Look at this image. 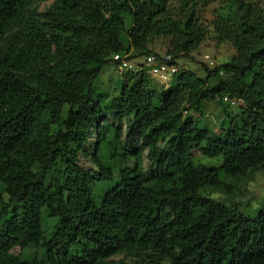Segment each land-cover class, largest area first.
<instances>
[{
	"label": "trees",
	"instance_id": "1",
	"mask_svg": "<svg viewBox=\"0 0 264 264\" xmlns=\"http://www.w3.org/2000/svg\"><path fill=\"white\" fill-rule=\"evenodd\" d=\"M43 1L0 0V264H264V211L203 194L264 167V9L230 0L234 18H214L235 54L204 77L179 70L158 85L140 64L104 102L94 82L114 54L163 59L148 48L163 36L176 64L209 25L186 1L179 13L169 0H51L40 11ZM202 101L223 107L219 131L183 115ZM110 114L132 118L126 139L140 147L121 145ZM91 137L96 173L77 164ZM215 157L218 169L198 162Z\"/></svg>",
	"mask_w": 264,
	"mask_h": 264
},
{
	"label": "rangeland",
	"instance_id": "2",
	"mask_svg": "<svg viewBox=\"0 0 264 264\" xmlns=\"http://www.w3.org/2000/svg\"><path fill=\"white\" fill-rule=\"evenodd\" d=\"M185 1L189 6H194L201 21L209 25V32L203 42L190 54L189 57L177 59L176 64L179 70L192 72L196 77L202 78L204 77L203 66H208V62L204 61L203 55L208 54L214 64L219 65L228 61L235 54V48L230 42L218 41V39H216V35L210 27V24L214 18L218 16L234 18L236 9L230 0H216L206 5L202 0H169L168 8H172L173 12H177L178 9L184 8L183 3ZM248 1L257 3L264 9V0ZM50 3L51 0L39 2L38 9L43 11L50 5ZM183 11L184 10H182V12ZM168 43V37H155L150 40L148 48L158 56L165 58ZM132 54L134 53L132 52L130 55ZM129 60L131 61V64H133V67L135 65L138 69L139 65L142 64L143 58L142 56H137ZM135 67L131 70H122L112 64L104 66L99 77L94 82L96 97L103 99L104 102L116 97L119 94V78L123 75L134 73L136 71ZM151 78L154 84H162L155 78ZM168 84L169 82L163 83V85ZM239 106L240 102H235L234 104L229 103L227 109L232 113H236ZM183 115L191 116L193 119L198 120L200 123L216 132L225 124L224 109L218 102L202 101L197 108L193 105H187V111L186 113L184 112ZM130 118L116 120L114 116L110 114L106 115L105 121L110 122V124L118 128L120 131L121 145L124 146L126 150L132 151L134 145L136 147L141 146V139L139 136L133 137V145L131 144V141L126 139L128 126L131 124ZM93 142L94 137H91L86 151L79 154L77 164L83 171L96 173L97 169L93 162L94 156L92 155ZM95 154L96 156H102L101 152L100 154ZM198 160L199 164L206 167H214L216 169H218L221 164V157L210 159L198 158ZM142 162L144 168L148 169L150 165L147 158V149L142 150ZM223 180L227 187H221L218 189L206 188L203 190V194L226 205L236 204L238 211L243 215L253 216L260 210L264 211V167L254 172L246 173L243 176H223ZM47 222L45 230L47 233H50L53 221L47 219ZM36 251L37 249L35 247L27 248L24 251L19 248H14L12 250L14 254H22L24 256H27L30 253H35ZM121 257L122 255H116L114 258L119 259Z\"/></svg>",
	"mask_w": 264,
	"mask_h": 264
},
{
	"label": "built area",
	"instance_id": "3",
	"mask_svg": "<svg viewBox=\"0 0 264 264\" xmlns=\"http://www.w3.org/2000/svg\"><path fill=\"white\" fill-rule=\"evenodd\" d=\"M129 54L127 53H117L112 56L113 60L117 62V67L122 70H131L133 64L128 59ZM142 64L146 67L147 72L153 78H155L160 83H167L170 78L179 71L177 64L171 63L169 57L166 56L163 59L157 57L154 54H148L142 57ZM204 61L208 62L210 67L214 66V62L208 54L203 55ZM137 68V67H135ZM226 100V98H224ZM238 101H230L231 104H234Z\"/></svg>",
	"mask_w": 264,
	"mask_h": 264
}]
</instances>
